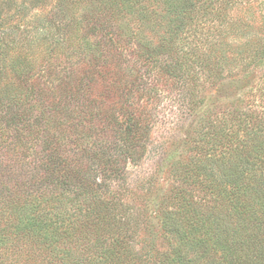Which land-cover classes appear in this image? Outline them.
<instances>
[{
  "label": "trees",
  "instance_id": "1",
  "mask_svg": "<svg viewBox=\"0 0 264 264\" xmlns=\"http://www.w3.org/2000/svg\"><path fill=\"white\" fill-rule=\"evenodd\" d=\"M245 1L0 0V264H264L263 116L189 122ZM165 123L186 154L152 205Z\"/></svg>",
  "mask_w": 264,
  "mask_h": 264
},
{
  "label": "rangeland",
  "instance_id": "2",
  "mask_svg": "<svg viewBox=\"0 0 264 264\" xmlns=\"http://www.w3.org/2000/svg\"><path fill=\"white\" fill-rule=\"evenodd\" d=\"M231 17L230 28L226 27L224 31L218 32L221 36L218 41L222 42L221 45L226 50L223 59L226 64L222 76H216L200 63H196L190 72L188 85L195 107L193 115L189 117L191 124L201 116L209 117L222 127L225 126L223 120L228 118L238 120L247 116L245 113H249L250 118L252 112H260V116L264 118V100L260 95L261 89L264 88V55L258 57L256 61H253L252 57L259 43L264 46V0H246L231 10ZM207 44L209 43L201 44L199 49L206 57L209 56V52L206 51ZM166 106L165 101L160 103V110L163 111L161 114L166 112L169 115L164 114L165 116L160 117L171 120L170 111ZM236 109L239 114L236 113ZM188 126L189 124H184V128L187 129ZM170 127L172 125L167 123L156 126L154 129L156 145L142 164L132 172L135 179L147 178V181H150L152 205L161 198L164 199L171 185H180L169 175V169L172 162L186 154V145L181 131L173 135L175 138H166L170 135L167 131L172 130ZM164 144L166 147L162 148ZM158 168L160 170H157ZM216 174L221 177L219 172ZM145 190H142V194H146ZM138 191L140 193L141 189Z\"/></svg>",
  "mask_w": 264,
  "mask_h": 264
}]
</instances>
